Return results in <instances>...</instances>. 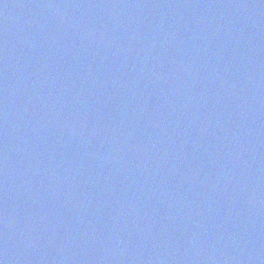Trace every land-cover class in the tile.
Segmentation results:
<instances>
[{
    "label": "water",
    "instance_id": "obj_1",
    "mask_svg": "<svg viewBox=\"0 0 264 264\" xmlns=\"http://www.w3.org/2000/svg\"><path fill=\"white\" fill-rule=\"evenodd\" d=\"M0 264H264V0H0Z\"/></svg>",
    "mask_w": 264,
    "mask_h": 264
}]
</instances>
